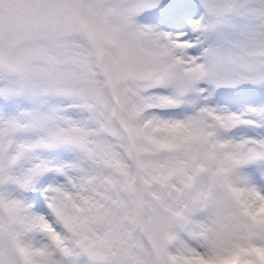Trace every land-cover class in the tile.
<instances>
[{
  "label": "snow or ice",
  "instance_id": "1",
  "mask_svg": "<svg viewBox=\"0 0 264 264\" xmlns=\"http://www.w3.org/2000/svg\"><path fill=\"white\" fill-rule=\"evenodd\" d=\"M0 264H264V0H0Z\"/></svg>",
  "mask_w": 264,
  "mask_h": 264
}]
</instances>
